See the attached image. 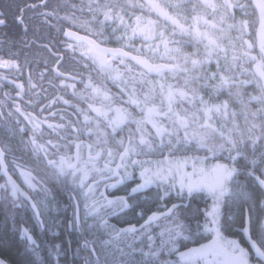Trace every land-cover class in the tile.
Masks as SVG:
<instances>
[{
  "label": "flooded vegetation",
  "instance_id": "af4514ba",
  "mask_svg": "<svg viewBox=\"0 0 264 264\" xmlns=\"http://www.w3.org/2000/svg\"><path fill=\"white\" fill-rule=\"evenodd\" d=\"M114 1L106 0L103 7L110 6L105 9L106 15L119 13L117 22L122 32L118 38L99 39L73 31L91 37L103 47L121 49L154 63L155 24L149 18L141 20L136 11L132 13L139 0H119L123 5L117 9ZM140 1L145 10L155 15L156 9L164 13V18H159L165 24L175 22L170 6L157 1L151 8L146 0ZM171 1L189 4L188 9L197 13L192 17L191 27L203 40L215 42L211 32L228 28L238 33L249 50L246 58L254 52L264 66L263 54L256 44L258 9L264 10V0ZM41 2L19 10L16 24L23 31L27 30L23 20L25 10L45 7L47 2L44 6ZM6 4L0 0V44L8 42L21 49L32 44L45 47L54 59L53 73L62 79L50 86L41 79L23 77L26 71L18 60L24 57L0 54V158L6 169L4 173L0 163V228L6 239L30 264H202L197 256L182 254L210 242L209 233H188L182 229L189 193L175 184V178L165 179L166 174L160 173L162 169L169 172L170 158L159 157L160 149L147 148L134 138L137 137L134 130L145 124V119H139L130 110V106L138 108L139 103L123 86L64 84V79L73 75L61 68L76 67L77 73L88 76L115 74L118 79L127 72L143 71L123 57L111 56L107 57V67L102 68L85 44L69 42L63 36L61 49L69 52L67 57L72 63L66 64L62 54L25 34L5 40L4 32L12 26L9 19L17 12V8L7 11ZM87 8L90 10L89 5ZM42 17L43 12H36L27 15V21ZM141 24L146 27L144 37L139 34ZM111 42L119 45H110ZM125 67L134 70L126 71ZM50 90L56 94L43 101L45 92ZM93 90L101 91L100 96L110 100L91 101L88 93ZM107 91L115 95H108ZM65 92H82L78 97L83 100L68 101L67 96L61 95ZM124 97L130 100L126 108ZM59 99H63L61 105L55 101ZM124 111H130L133 118H125ZM133 189L137 190L135 194ZM196 204L202 212L201 203ZM212 206L213 214H209L211 208L208 212L211 221L217 214V207ZM168 212L169 215L143 227L149 219ZM74 213L78 217L77 230L72 231L69 223ZM218 216V226L212 224L216 230L211 233V240L216 242V251L226 264H262L254 259L242 233L220 232V211Z\"/></svg>",
  "mask_w": 264,
  "mask_h": 264
},
{
  "label": "trees",
  "instance_id": "16d2710c",
  "mask_svg": "<svg viewBox=\"0 0 264 264\" xmlns=\"http://www.w3.org/2000/svg\"><path fill=\"white\" fill-rule=\"evenodd\" d=\"M4 1L8 5L7 11H15L17 8V12H13L9 19L12 26H9L4 32V39L13 40L21 34H25L29 39L35 38L40 43L49 46L53 52L62 54L66 59V64L72 63L73 60L67 57L68 51L61 49L64 46L62 44L64 43L62 41L64 30L79 31L99 39L103 37L116 39L122 32V28L118 27L117 22L118 11L106 15L105 9L110 7L109 5L103 7L106 0H49L45 7L36 11L28 8L25 10L23 19L27 26L26 31L16 24V17L20 15L19 10L26 5L43 0H2V3ZM113 3L115 9L119 5H123L119 0H115ZM88 5L90 10L87 8ZM138 5L132 10V13L136 11L141 20L154 18L164 23L159 16L145 10L142 1L139 0ZM188 5L175 6L177 10V15L174 17L175 22L171 25L165 24L162 36L155 37L154 34H151L156 42L160 41L162 44L160 48L158 47V53L153 57L154 63L171 65L173 68L171 73L161 74L154 78L139 70L138 72L147 81L145 84L140 78L138 81L132 80L135 79L132 72H127L121 79H118L115 74L100 77L88 76L82 74L83 72L77 73L76 67L74 69L63 67L61 71L73 75V77L65 78L64 84L107 88H112L115 85L123 86L130 94L137 95L138 100L134 95L133 98L140 105L141 103L146 105L152 103L150 102L149 84L156 88L155 105L161 104V95L166 89L164 87V90H160V85H171L173 88L185 89V91L187 88H183L184 85L193 87V92L176 95V105L173 103L168 111L174 131L161 138L155 133L153 145L156 149L161 150V154H158L159 157L167 156L174 160L186 157H208L211 163H223L234 168L235 174L228 184V194L220 206V232L240 233L239 229L244 227L247 212L252 237L264 249V188L262 185L264 183V139L255 140L250 137L258 130L261 134L264 133V66L260 57L256 56L254 52V56L252 54L251 56L255 60L251 56L246 58L249 50L247 51L238 33L230 31L228 28L220 30L218 33L211 32L215 36V42L212 40L198 41L196 36L191 34L195 33L200 36L199 32L191 27L192 17L195 14L188 9ZM36 12H43V19L27 21V15ZM109 44L119 45L117 42ZM0 54H21L24 59H19L18 63L26 71L23 77L29 75L35 80L41 79L43 83H49L50 86L56 84L55 80L57 82L62 80L53 73L54 59L45 47L32 44L21 49L19 45L3 42L0 44ZM255 63H259L258 68L263 73L260 76L254 71ZM74 71L76 75L73 74ZM90 79L92 81H89ZM132 87H135V90H132ZM93 92L88 93L91 96V101L103 103L110 100L100 96L101 91L100 93ZM105 93L109 95L111 91ZM55 94L56 92L52 90L45 92L46 97L43 101L50 100ZM83 94L82 92L80 94L65 92L61 95L67 96L66 100L68 101H81L83 98L78 96ZM111 94L115 95L114 92ZM123 100L126 108V103L130 100L125 97ZM55 101L61 105L63 99ZM139 104L138 108L130 106V110L135 114L134 116L142 117L140 112L136 114ZM209 110H213L212 116L218 113L221 116H232L238 125H243L245 129H248L244 132V138L235 137L231 140L232 143L229 142L230 140L227 141L221 151L208 150L207 148L206 150L197 145V140L190 134L191 126L188 131L185 127L188 126L189 120L191 121L199 115L200 111L208 112ZM184 130L188 134L184 133ZM225 135L226 131L222 130L221 136L224 138ZM187 198V208L183 209L182 229L188 233H212V223L208 212L214 197L206 192H196L188 194ZM197 202L201 203L202 212H199ZM197 223L201 226L199 230ZM0 258L10 261L12 264H30L21 256L14 244L6 239V233H3L1 228Z\"/></svg>",
  "mask_w": 264,
  "mask_h": 264
},
{
  "label": "rangeland",
  "instance_id": "374dc122",
  "mask_svg": "<svg viewBox=\"0 0 264 264\" xmlns=\"http://www.w3.org/2000/svg\"><path fill=\"white\" fill-rule=\"evenodd\" d=\"M157 1L160 2L161 5L163 6L165 5L171 7L170 11L172 17H175L177 15V10L175 9L176 8L175 6L182 4L180 1L172 2L171 0H149V1L146 0V2H148L151 8L157 5ZM156 13L157 16H160L161 18H164L165 16V14L159 11L158 9H156ZM148 21L155 24L154 36L155 37H157V35L162 36L163 35L162 30L165 29V23L159 22L154 18H149ZM139 28H140L139 34L141 35V37H144L145 35H143L142 33L146 32V27H144V25L141 24ZM197 29L199 30L201 29V27L199 28L198 26ZM203 29H205V27H203ZM191 34H193L194 37L196 36L198 41L201 42L203 40L197 34L195 33H191ZM206 38L209 39L208 37ZM253 40L255 42V38ZM151 42L153 43V41ZM155 44L156 46H154L155 48L154 53L156 55L162 44L160 43V41L156 42ZM252 55L254 56V53H252ZM253 56L251 57L253 60H255ZM258 64L259 63L257 64L255 63L253 68L254 71L258 73V75L260 76L263 73L260 72L258 68ZM127 68L126 71L131 69L130 67L128 69ZM133 73L135 79L132 80L138 81V78H140L142 82H144L145 84L147 83L146 79L142 77L143 75L140 72L138 73L136 70H134ZM137 86L140 87V85ZM164 87H166L165 90ZM159 88L160 90L162 89L164 90V92H162L163 94L161 95L162 98L161 104L158 105L154 104L155 103L154 100L156 98L157 93L155 92L156 88L152 87L151 84L148 85V89L150 90L151 93L150 102L152 103L149 105H146L145 103H141V105L139 104L138 112L142 114V117L139 116L138 117L139 119H145V121H143L145 122V124L140 126L139 129L136 128L135 130L137 134L136 139L140 141L142 145L143 144L146 145L147 148L148 146H154L153 135L155 133L157 134L158 137L161 138L163 135L174 131V128L171 124L168 115V111L170 110L173 103L174 105H176L175 104L177 100L175 99L176 95L185 92L186 93L193 92L194 90L193 87H191L190 85L183 86V88H187V91H185V89L181 90L180 88L178 89L173 88L171 85L170 86L160 85ZM134 97H136V99L138 100L137 95H134ZM211 112H213V110L212 111L209 110L208 112L200 111L199 115L193 120L191 121L189 120L187 124L188 126L185 127L187 128L188 131L189 127L191 126L190 134L194 137L195 140H197L198 143L197 145L205 149L207 148L208 150L213 149V150L221 151L224 149L225 143H227V141L230 140L229 142L232 143L233 141L231 140L235 137L244 138V132L247 131L248 129H245L243 125H238V123L236 122V120L232 118V116H228V115L221 116V114L219 113L215 114V116H212ZM123 114L125 118H133V114L130 113V111H124ZM119 116L122 117L121 115ZM217 118L219 119L217 120ZM222 130L226 131V135L224 138L223 136H221ZM187 131L184 130L183 132L188 134ZM240 132L242 133L240 134ZM254 135L250 137L254 138L255 140L260 138L264 139V133L261 134L260 130H258ZM165 160H167V158H165ZM170 161H171V165H170L171 168L169 172L167 169L165 171H163L162 169L160 170V173L163 175L166 174L165 179H168L169 177L175 178L176 179V181H174L175 184L176 183L179 184L177 186L183 188L182 190L188 192L189 194L196 192H206L209 193L211 196H213L214 199L212 200V203L214 207H217V214L213 215L211 222L212 224H216L217 227L220 206L222 204L224 197L228 194V184L232 180L235 174L234 168L229 167L223 163H218V162L211 163L208 157L205 158L186 157L179 160H174L170 158ZM262 185L264 188V183ZM209 214H213L212 208ZM263 227H264V220H263ZM211 230L215 232L216 230L215 226ZM217 233L220 232L217 231ZM249 264H257V263L249 262Z\"/></svg>",
  "mask_w": 264,
  "mask_h": 264
},
{
  "label": "water",
  "instance_id": "95a60500",
  "mask_svg": "<svg viewBox=\"0 0 264 264\" xmlns=\"http://www.w3.org/2000/svg\"><path fill=\"white\" fill-rule=\"evenodd\" d=\"M48 0H44L42 3H40L41 6H44ZM259 10V16H260V25L257 32V48L258 50L263 54L264 58V10ZM63 38L69 42L76 43V44H85L89 49L90 52L96 57L99 65L102 68H106L108 64L107 57L111 56L114 58L123 57L127 61L135 64L137 67H139L145 74L151 77H158L161 74H169L172 72L173 68L165 63H151L147 60H145L141 56H137L131 53H128L121 49H112L107 48L99 45L94 39H92L89 36L80 34L78 32H75L70 29H66L63 34ZM0 163L2 166V169L4 173H6L5 165L3 162V159L0 158ZM170 212L154 217L150 220V224L152 222H155L167 215H169ZM145 225H143L144 227ZM240 233L244 235L245 241L250 247V250L253 254V257L255 260L259 261L260 263L264 264V252L259 247L256 241L253 240L251 236V229H250V220L249 215L246 214L244 227L240 229ZM209 243V242H208ZM199 247V246H198ZM191 252V250L189 251ZM199 258V257H197ZM200 259V258H199ZM0 264H7L3 259L0 258Z\"/></svg>",
  "mask_w": 264,
  "mask_h": 264
},
{
  "label": "snow or ice",
  "instance_id": "6c2138e0",
  "mask_svg": "<svg viewBox=\"0 0 264 264\" xmlns=\"http://www.w3.org/2000/svg\"><path fill=\"white\" fill-rule=\"evenodd\" d=\"M137 192L136 189L132 190V193L135 194ZM77 215L74 213L73 218L71 219L69 223V228H71L72 231L77 230ZM150 224L149 221H146L145 227H148ZM201 226L199 223H197V228L199 230ZM52 234H56L55 232H52ZM209 239L210 242L206 244H202L197 248H194L191 250V253H183L182 256H197L201 259L202 264H226V261L223 259V257L216 251V242L214 240H211V232H209ZM70 244L71 241H68Z\"/></svg>",
  "mask_w": 264,
  "mask_h": 264
},
{
  "label": "bare ground",
  "instance_id": "6f19581e",
  "mask_svg": "<svg viewBox=\"0 0 264 264\" xmlns=\"http://www.w3.org/2000/svg\"><path fill=\"white\" fill-rule=\"evenodd\" d=\"M43 1H44V0H43ZM43 1H42V2H43ZM42 2H41V3H42ZM246 214H248V213L246 212ZM245 218H246V217H245Z\"/></svg>",
  "mask_w": 264,
  "mask_h": 264
}]
</instances>
